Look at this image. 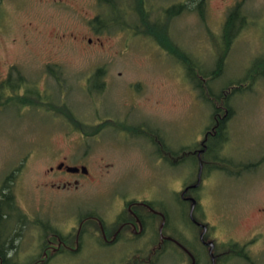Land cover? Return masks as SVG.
Listing matches in <instances>:
<instances>
[{
	"label": "rangeland",
	"instance_id": "rangeland-1",
	"mask_svg": "<svg viewBox=\"0 0 264 264\" xmlns=\"http://www.w3.org/2000/svg\"><path fill=\"white\" fill-rule=\"evenodd\" d=\"M147 4L148 24L207 69L202 86L145 35L138 3L96 33L91 20L113 17L98 0H0V264H207L201 233L238 246L226 264H264V0ZM237 5L248 20L219 69ZM143 205L145 231H108Z\"/></svg>",
	"mask_w": 264,
	"mask_h": 264
},
{
	"label": "trees",
	"instance_id": "trees-1",
	"mask_svg": "<svg viewBox=\"0 0 264 264\" xmlns=\"http://www.w3.org/2000/svg\"><path fill=\"white\" fill-rule=\"evenodd\" d=\"M129 1H132L134 10H136L135 6L137 3L140 7L139 12H141L143 16L142 17L143 23H145L147 27L149 28V31H148L149 34H145V35H147L148 37L152 36L151 38L156 40L155 42L162 49H165L166 52H170L172 54H175L177 57H179L180 60H182V66L185 69L190 70V72L187 73V78L191 81V83L195 87L202 86L204 83L203 78L208 77L207 72H206L207 69L203 71L197 65L199 64V62L190 53L186 54V52L183 51L182 47H180V45H178L176 41L172 40V38L170 37V33L166 28L167 26H163L162 24H160L161 22H159L158 25L148 24V22H150L148 21V16L150 15L148 11L149 10L148 4H147L148 0H129ZM98 2L102 8H110V9L112 8L111 10L113 12V17L111 19H109V17L106 18L105 14L102 13L98 15L95 19L91 20L90 22L91 27L93 28V30H95L96 33H102V32H107V31L109 32V29L113 27L114 28L124 27L125 24H127L124 20L128 18L127 16L125 17L124 12H122L124 10L125 0H98ZM187 6L188 5L185 3L174 4L171 7L167 8L164 12L168 18H175V17L180 16L185 10H187L188 8ZM133 8H129V9L132 10ZM198 8H199L201 16H203L204 15L203 5L200 4ZM158 20L160 19H156L157 22ZM247 20H248V15L243 12L242 7L240 5L236 6L228 13L226 22L223 28V33L221 34V37H220L222 41L224 40L223 41L224 50H221L220 54H218V56L216 57L217 58L216 66L219 69L222 68V63L225 64V62L227 61V58L231 50V47L233 45V42L235 41L239 33L242 31L241 29V26L243 25L242 23L247 22ZM159 28L161 30V34H159L160 33ZM152 29L156 32L151 33L150 30ZM253 64L257 67H260V69L264 68V55L254 60ZM193 70H195V72H193ZM8 101H9L8 97H4L0 95V107L8 103ZM63 112L65 115L66 113H68L69 117H67V115L66 117L70 119V122L74 124L75 127H80L81 123L76 118V115H74L69 109H64ZM0 251H1V245H0Z\"/></svg>",
	"mask_w": 264,
	"mask_h": 264
},
{
	"label": "flooded vegetation",
	"instance_id": "flooded-vegetation-1",
	"mask_svg": "<svg viewBox=\"0 0 264 264\" xmlns=\"http://www.w3.org/2000/svg\"><path fill=\"white\" fill-rule=\"evenodd\" d=\"M61 164H64V163H61ZM67 166L68 165L64 164V167L62 169H58V170H64V172L69 173L67 171V169H66ZM75 167H78V166H75ZM81 167H83V166H81ZM205 167H207V165H205ZM69 174H73V173H69ZM77 174H83V173L80 172V173H77ZM83 175H85V174H83ZM87 175H89V173ZM200 181H201V179H198L197 184H200ZM197 188H198L197 185L188 186L186 188L185 195H187V194L191 195ZM142 208H143V212L140 211V215L142 214V217L139 215V220L138 221L135 220V216H133L132 220H134L135 222H126L122 229L116 228V229H109L108 231H120V230L123 231V230H126V229H128L130 231H145V225H144V223L142 221L143 220L142 218L144 217V215L146 216V214H144V209L146 210L147 208L145 207V205H143ZM190 220H191V223H192L193 227L197 230V234L199 233V231H209V225L205 226V224H203V221H199L198 218L195 219L194 214H193V216H192V218ZM158 231H175V230L172 229V228L169 229L167 227V222H166L165 228L162 230L161 227H159ZM205 235L206 234H204V236H203V233H201L200 235H198L199 238H197V240L200 241L199 246L203 249V251L206 254V258L208 259L207 260V264H226L228 258L233 257V256H237L239 254L238 246L229 245L228 247H226L225 245H222V246L219 247L217 242L206 243V239H208V237H206V239H205ZM190 259H191V262H192L191 264H198V259L196 261V256L194 254H192V257L190 256Z\"/></svg>",
	"mask_w": 264,
	"mask_h": 264
},
{
	"label": "water",
	"instance_id": "water-1",
	"mask_svg": "<svg viewBox=\"0 0 264 264\" xmlns=\"http://www.w3.org/2000/svg\"><path fill=\"white\" fill-rule=\"evenodd\" d=\"M64 167V164H61L58 166V169H62ZM67 171L69 173L77 174L82 172L83 174L87 175L89 173L88 168L86 166L83 167H75V166H67ZM200 179V178H199Z\"/></svg>",
	"mask_w": 264,
	"mask_h": 264
}]
</instances>
